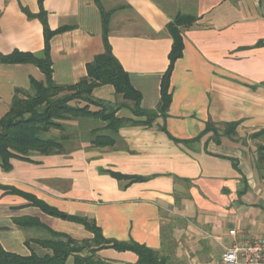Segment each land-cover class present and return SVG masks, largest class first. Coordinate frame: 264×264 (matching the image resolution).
I'll list each match as a JSON object with an SVG mask.
<instances>
[{"label": "crops", "instance_id": "1", "mask_svg": "<svg viewBox=\"0 0 264 264\" xmlns=\"http://www.w3.org/2000/svg\"><path fill=\"white\" fill-rule=\"evenodd\" d=\"M101 2L106 10L116 9L109 33L113 53L142 93L141 105L146 109L157 107L162 76L169 66L173 40L166 25L179 12L199 17L183 34V55L170 79L168 115L151 125H122L114 145L105 147H93L87 138L91 129L104 127V121H67V131L74 136L63 153L12 158L9 171L0 165V245L28 255L31 247L26 240L47 235L38 227L14 223V218L24 216L36 217L76 239L92 237L83 225L44 213L25 197L7 192V186L31 193L65 214L94 218L107 238L133 239L159 250L167 216L194 223L209 220L214 237L228 227L230 233L235 224L237 230L253 233L239 210L248 205L245 195L253 187L257 149L255 142H243V136L264 128V45H258L264 41V0ZM43 6L51 29L71 26L51 38L53 79L58 84L77 83L87 74V63L104 51L100 9L96 0H43ZM22 7L32 13L40 10L38 0H0V53L44 49L41 21L28 17ZM31 77L44 80L34 64L0 62V119L15 88L29 89ZM93 95L110 104L125 102L109 84L96 87ZM116 115L138 119L128 105ZM209 120L240 121L238 136L235 140L221 136L216 142L209 134L201 141L178 145L163 130L188 140L197 137ZM49 135L61 132L52 130ZM110 170L149 178L128 184ZM243 176L248 187L240 196ZM234 240L224 243V250ZM99 254L113 264L137 261L131 251L106 248Z\"/></svg>", "mask_w": 264, "mask_h": 264}, {"label": "trees", "instance_id": "2", "mask_svg": "<svg viewBox=\"0 0 264 264\" xmlns=\"http://www.w3.org/2000/svg\"><path fill=\"white\" fill-rule=\"evenodd\" d=\"M40 10L32 13L22 7L30 18H38L43 25L44 49L40 53L14 50L9 54L0 53V62L5 64H34L44 74V80L30 78V88L16 87L8 111L0 119V165L9 171L12 168L11 159L19 158L30 160L33 153L51 155L66 151V145L72 140L74 134L67 131V121L82 119H100L106 124L104 127L93 128L88 132L87 138L93 147L113 146L116 141L118 129L124 124L151 125L159 117H166L172 101L170 79L175 62L182 57L184 51V31L194 26L199 17L193 14L177 13L166 25V31L172 37V47L169 53V66L162 76L161 97L155 109L142 107V93L134 87L130 74L122 66L113 53L109 39L110 21L113 10H106L101 0H96L100 9L103 25L104 51L87 63V74L74 84H58L53 79L52 59L50 55L51 38L64 32L71 26H61L55 30L48 24V13L44 9L43 0H38ZM258 45H264L260 41ZM112 85L115 93L125 102L110 104L94 97L96 87ZM128 105L135 118L118 117L117 110ZM240 121L216 123L209 120L205 129L192 139H179L172 136L163 128L169 137L178 145H187L201 141L210 134V139L219 142L221 136L235 140L238 136ZM220 127H223L220 130ZM52 130L61 132L60 136L49 135ZM252 139H260L254 158L255 169L258 170L264 163V128L250 133ZM232 160L229 157H226ZM235 165V164H234ZM236 166V165H235ZM109 173L118 178L128 180V184L147 180L149 177L141 175H125L115 171ZM245 188L240 196L246 192L247 179L242 177ZM7 192L25 197L30 204L40 208L44 213L63 217L79 223L88 230L92 237L76 239L65 232L56 231L36 217L24 216L14 218L19 227H38L47 232V236L28 238L26 243L31 247V253L22 255L5 250L0 245V264H113L110 259L100 256L99 251L112 248L117 251H131L137 255L136 264H172L171 253H165L163 238L162 249H154L133 239L118 240L104 236L102 228L94 218L81 215L65 214L49 205L31 193L18 190L14 187H4ZM37 248L43 251L39 253Z\"/></svg>", "mask_w": 264, "mask_h": 264}, {"label": "rangeland", "instance_id": "3", "mask_svg": "<svg viewBox=\"0 0 264 264\" xmlns=\"http://www.w3.org/2000/svg\"><path fill=\"white\" fill-rule=\"evenodd\" d=\"M222 129L223 127H220V130ZM250 133L245 132L243 142L251 141L257 145L261 143L260 139H252ZM249 188L251 189H247L248 193L245 195L248 205H242L239 211L249 229L254 232H247L246 229L240 231L248 236H262L264 235L262 234L264 232V163L258 170L255 169L253 187ZM200 223L167 216L166 226L163 229L164 252L171 253L172 264H222L223 244H230L237 236L230 234L231 227L227 226L226 233L214 237L212 222L207 220ZM233 228L237 230L239 226L235 224ZM235 240L240 241L242 238L237 237ZM213 241L216 244H213ZM37 250L39 253L43 252L41 248ZM68 264H72V258L68 260Z\"/></svg>", "mask_w": 264, "mask_h": 264}, {"label": "built area", "instance_id": "4", "mask_svg": "<svg viewBox=\"0 0 264 264\" xmlns=\"http://www.w3.org/2000/svg\"><path fill=\"white\" fill-rule=\"evenodd\" d=\"M242 232L235 229L230 230V234L242 240H234L223 251L222 264H264V235L248 236Z\"/></svg>", "mask_w": 264, "mask_h": 264}, {"label": "water", "instance_id": "5", "mask_svg": "<svg viewBox=\"0 0 264 264\" xmlns=\"http://www.w3.org/2000/svg\"><path fill=\"white\" fill-rule=\"evenodd\" d=\"M63 217L65 218V217H66V215H63Z\"/></svg>", "mask_w": 264, "mask_h": 264}]
</instances>
